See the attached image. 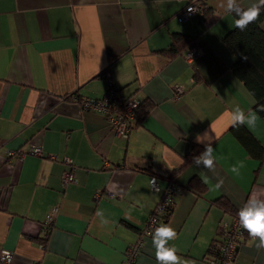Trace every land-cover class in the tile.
I'll list each match as a JSON object with an SVG mask.
<instances>
[{"label":"crops","instance_id":"1","mask_svg":"<svg viewBox=\"0 0 264 264\" xmlns=\"http://www.w3.org/2000/svg\"><path fill=\"white\" fill-rule=\"evenodd\" d=\"M190 1L0 0V252H12L10 264H157L152 236L141 232L170 183L177 193L163 224L177 236L167 247L186 264H207L234 219L216 200L238 212L250 197L264 199V155H251L219 119L254 106L223 42L235 19L215 6L224 0H205V13L179 22ZM257 2L237 0L243 9ZM173 34L201 53L187 61L186 47L163 52ZM110 88L145 111L127 140L76 100ZM210 125L219 134L207 169L193 157L205 150L195 135ZM243 127L264 150V120ZM33 146L40 156L27 153ZM66 169L75 181L63 186ZM256 243L246 236L232 264H264Z\"/></svg>","mask_w":264,"mask_h":264},{"label":"built area","instance_id":"2","mask_svg":"<svg viewBox=\"0 0 264 264\" xmlns=\"http://www.w3.org/2000/svg\"><path fill=\"white\" fill-rule=\"evenodd\" d=\"M189 8H192L194 11L189 12ZM203 10L204 6L197 0H193L177 15V20L179 22L187 21L191 17L202 13ZM200 53V50L195 46L188 47L185 53V59L187 61H191ZM175 92L178 94L181 93L182 90L180 87H176ZM79 103L83 110H89L102 114L114 133L119 138L127 140L130 131L134 126V122L137 119V110L141 102L134 96H124L113 88H110L102 98L83 99ZM27 153L34 156H40L41 148L39 146H33ZM8 155H18V157H23L25 153L9 151ZM64 162L69 166L72 165V161L69 158H65ZM60 178L63 186L75 181V177L71 169L64 170ZM149 184L151 191L158 192L160 190L158 180L155 176H151ZM176 193V186L173 183H170L162 193L161 198L149 216L142 235L152 236L155 228L160 226L159 218L173 205ZM110 196L113 197L111 194ZM55 212L56 209H53V212L46 216L44 222L45 225H50ZM246 233L247 232L239 226V218H234L230 224L223 226L221 229V237L218 242L216 255L210 256L207 259V264H232L236 257L239 244L246 238ZM137 248V245L130 248L128 256L130 257L129 259L136 254ZM12 256L13 255L10 250L2 249L0 252V263L10 264Z\"/></svg>","mask_w":264,"mask_h":264},{"label":"clouds","instance_id":"3","mask_svg":"<svg viewBox=\"0 0 264 264\" xmlns=\"http://www.w3.org/2000/svg\"><path fill=\"white\" fill-rule=\"evenodd\" d=\"M216 7H224L225 13H234L238 19L235 20V27L244 31L249 24L256 22L259 19L262 9H264V0H258L257 3L252 4L247 9L241 8L237 0H224L223 4H215ZM193 12L192 8L188 9ZM259 112H264V104H260L258 108L253 111L249 110L247 116L240 107H237L234 112L225 111L221 114L219 119L225 122V129L238 128L240 126H247L254 128L260 119ZM219 132L215 125H210L203 133L195 135V142L204 144L205 150L199 155L193 157V162L196 166L203 165L204 168L212 169L214 166L213 147L216 136ZM240 167H243L241 162ZM233 172H237L238 168L233 167ZM221 182H217L216 188H220ZM98 216L102 217V213L97 212ZM239 217V226L244 229L249 236L258 240L255 247L257 250H264V199L249 198L242 208L237 213ZM105 222V221H102ZM177 236L176 230L168 224H160L156 227L152 234V244L155 248V257L157 264H186L182 257L177 255L175 247H167L169 240H174Z\"/></svg>","mask_w":264,"mask_h":264},{"label":"trees","instance_id":"4","mask_svg":"<svg viewBox=\"0 0 264 264\" xmlns=\"http://www.w3.org/2000/svg\"><path fill=\"white\" fill-rule=\"evenodd\" d=\"M197 1L204 6L203 13H205L207 11L206 1ZM231 14L235 20L238 19L234 13ZM177 38L178 35L173 34V42L171 43L170 48L163 52L168 53V55L175 56L181 51V47L188 48L195 46L192 42L194 40H180L182 43L177 44ZM223 42L234 56L231 71L253 96V110L255 111L260 104H264V9H262L259 19L256 22L249 24L244 31L234 27L223 37ZM76 100L81 102L83 98H78L77 96ZM144 112L142 103H140L137 110V119H140ZM258 115L262 120H264V112H259ZM232 131L249 153H251V155L259 158L264 155V150L261 149L257 140L247 131L245 127L240 126L238 128H232ZM174 203L175 199L171 208H169L167 212L159 218V225L165 223L172 212ZM216 205L224 212L231 214L234 218H239L237 215L238 212L227 200L219 198L216 200ZM142 233L143 230L141 232V237H144L145 235H142ZM246 236L249 237L248 233H246ZM217 247L218 244L211 247V256L216 255Z\"/></svg>","mask_w":264,"mask_h":264}]
</instances>
